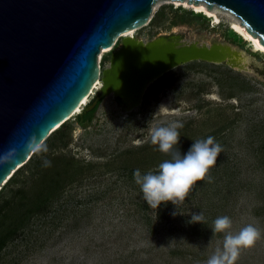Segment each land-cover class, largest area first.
Here are the masks:
<instances>
[{
  "label": "rangeland",
  "instance_id": "1",
  "mask_svg": "<svg viewBox=\"0 0 264 264\" xmlns=\"http://www.w3.org/2000/svg\"><path fill=\"white\" fill-rule=\"evenodd\" d=\"M191 5L158 1L135 39L144 44L161 39L178 45H218L238 53L239 63H185L149 84L136 105L119 104L111 94L101 97L90 124L78 125L75 116L65 122L46 155L74 158L79 165L74 162L73 167L83 166V173L76 181H66L46 212L33 216L23 233L9 241L0 252V264H206L223 247L225 234L214 231V220L222 215L231 218L228 231L233 234L247 224L261 231V238L243 249L235 264H264V54L235 39L232 15L213 7L220 21L213 25L211 19L207 23L192 15ZM120 43L98 58L101 72ZM158 80L164 84L156 86ZM98 95L99 90L82 109ZM177 120L193 122L201 134L215 131L221 160L210 168L211 179L197 181L184 201L156 209L123 168L129 167V150L152 142L154 128ZM131 156L130 164H135L142 153ZM44 163L33 177L21 169L17 185H6L5 196L17 203L22 195L13 197L10 189L23 188L30 197L41 189L39 175L48 178L68 166L52 164L45 170ZM199 212L204 221L189 223L191 214Z\"/></svg>",
  "mask_w": 264,
  "mask_h": 264
},
{
  "label": "water",
  "instance_id": "2",
  "mask_svg": "<svg viewBox=\"0 0 264 264\" xmlns=\"http://www.w3.org/2000/svg\"><path fill=\"white\" fill-rule=\"evenodd\" d=\"M158 1L0 0V190L72 118L99 77L94 104L112 94L131 106L168 71L212 60L207 47L121 36L145 26ZM165 1L223 10L264 48V0ZM117 39L119 48L100 72L99 53L113 49Z\"/></svg>",
  "mask_w": 264,
  "mask_h": 264
},
{
  "label": "clouds",
  "instance_id": "3",
  "mask_svg": "<svg viewBox=\"0 0 264 264\" xmlns=\"http://www.w3.org/2000/svg\"><path fill=\"white\" fill-rule=\"evenodd\" d=\"M184 126L182 121H173L166 126H158L152 130L151 140L158 145L161 152L169 154L158 165V171L141 172L134 170V179L141 186L143 198L147 204L158 209L162 203L172 202L177 205L184 201L197 181L208 176L210 168L217 164V157L222 146L214 137L195 140L184 153L175 146L179 144L178 129ZM31 157V156H30ZM208 179H211L208 176ZM176 215L174 211L172 213ZM202 212L192 213L189 223L203 222ZM232 220L227 215L218 216L214 220V231L224 233L222 249H217L206 261V264H235L243 249L253 247L261 238V231L253 224H247L237 233L228 231Z\"/></svg>",
  "mask_w": 264,
  "mask_h": 264
},
{
  "label": "trees",
  "instance_id": "4",
  "mask_svg": "<svg viewBox=\"0 0 264 264\" xmlns=\"http://www.w3.org/2000/svg\"><path fill=\"white\" fill-rule=\"evenodd\" d=\"M179 8V7H178ZM192 15H196L200 18H202L207 23L210 22L208 18H206L204 15L200 13H194L191 10L189 11ZM230 31L235 35V39L238 40V36L235 32H233L231 29ZM239 42H244L242 38H240ZM164 81L158 80L156 83V86L163 85ZM155 86H152L154 88ZM116 101L120 104V99L116 98ZM101 103V99L97 100L94 104V101L92 103L87 104V106L82 110L80 113L75 115V121L80 126H86L92 122L94 119V115L96 111L98 110V107ZM94 104V105H93ZM93 105V106H92ZM92 106V107H91ZM91 107V108H90ZM193 122H189L185 124L182 128L178 129L180 133V141L179 144L175 147L178 150H181L182 153L186 152L190 145L197 139L206 138L208 136L214 137L215 141L217 140V133L215 131L213 132H207L204 134H201L202 132H199V129L196 130V127L192 126ZM64 124H62L59 128L63 127V129L59 130V128L54 131L39 147V149L35 152L37 154H33L32 157L28 160V162L22 166L19 170L16 171V173L6 182V184L2 187L0 190V252L6 248L9 241H11L15 236H18L21 234V232L25 229L28 222H30V219L39 214H44L46 212V209L48 208L49 203L61 194V189L64 187V183L66 181L73 182L76 181L77 177L83 173L84 167L78 166L76 168L73 167V163H77V161L74 160V158H67L64 155H58V156H47L46 150L51 146L55 144V142L59 139V136L64 130ZM64 146H67L66 144ZM138 150V151H137ZM135 150L136 153L140 152L142 153V156L139 158H136L135 164H130V161L133 160L132 156L135 154V151L129 150V167H124L126 171L129 172L130 176H134V170L139 168L141 169L142 173H146L148 171H158V165L165 159H170L171 157L169 154L161 152L158 149V145L153 144L152 142L145 144L141 146L139 149ZM35 155V156H34ZM46 155V156H45ZM40 156H43V159L45 160L44 168L47 170L50 165L52 164H61L67 167L63 168V171L58 172L57 170L52 174L53 176L48 178L47 175L41 174L39 175L40 178H37L39 181V186H41L40 191L38 193H34L33 195H30L28 197L27 193H30L23 188H17L16 191L13 189H10L13 193L12 196L16 197V195H22L21 199L18 200L16 203L13 201L12 197H6L5 196V187L6 185L10 184L11 187L14 185H17L16 182V176L17 173L25 167L26 170H29L31 172L32 177L34 176V171H37L41 164L42 160ZM45 156V157H44ZM221 160V154L217 157V164L220 163ZM29 163V164H28ZM79 165V164H78ZM215 165V166H216ZM89 166V165H88ZM92 165L90 164V167ZM214 167V166H213ZM43 168V170H44ZM71 175L66 176L68 174ZM66 176L65 178L59 180L60 176ZM48 180V183H45V180ZM34 182V181H33ZM38 183V182H35ZM16 203V204H15ZM23 233V232H22Z\"/></svg>",
  "mask_w": 264,
  "mask_h": 264
},
{
  "label": "bare ground",
  "instance_id": "5",
  "mask_svg": "<svg viewBox=\"0 0 264 264\" xmlns=\"http://www.w3.org/2000/svg\"><path fill=\"white\" fill-rule=\"evenodd\" d=\"M174 5H176V6H186V7L187 6H190L189 3L178 2V1H175L174 2ZM191 6H192L191 9L194 10V11L206 13V15L211 19L213 25H217L218 23H220V21H219L218 17L216 16V14L211 9H208L206 6H204V5H194V4H192ZM230 29L233 32H235L238 36H240V38H242L244 41L248 42L250 44V47H251V49H252L253 52H262V53H264V48L259 44L258 39L257 38L254 39L249 34H247L245 32L244 28L242 27V25L240 24L239 20L236 19L235 17H234V20L230 22ZM136 31H137V29L129 30V31L124 32L121 36L122 37H126V38H135ZM118 40L119 39H117L115 41L116 44H117V41ZM163 42L165 43L166 41L161 40V39H157L155 41H152L151 43H153L155 45V44H160V43H163ZM209 49H210V53L208 55L214 61L219 62L221 60L226 59L232 65L238 64L239 61H240V55L238 53L232 51L229 48H225V47H222V46L215 45V46L210 47ZM110 51H111V48L102 50L99 53V57H98L99 58V61L102 59V57H103V55L105 53H108ZM99 69H100V66H99ZM100 72H101V69H100ZM101 87H102V82H101V79L99 77L97 79V81L95 82L94 86L92 87L91 91L89 92V94L81 101L80 105L71 114V116L73 117L76 114L80 113L82 107L84 105H86V103L89 101L90 96L93 95L95 93V91L100 90ZM58 127L59 126H57L55 128V131L57 130ZM7 181H5V183L3 184V186L6 184Z\"/></svg>",
  "mask_w": 264,
  "mask_h": 264
}]
</instances>
